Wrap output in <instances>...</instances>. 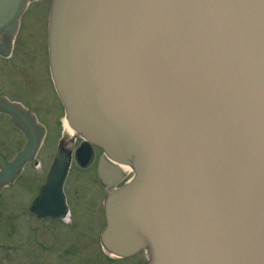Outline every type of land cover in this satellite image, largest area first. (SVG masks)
Here are the masks:
<instances>
[{"label":"water","instance_id":"1","mask_svg":"<svg viewBox=\"0 0 264 264\" xmlns=\"http://www.w3.org/2000/svg\"><path fill=\"white\" fill-rule=\"evenodd\" d=\"M29 0H0V38ZM49 60L87 167L103 151V247L147 264H264V0H51ZM27 142L0 191L43 138L0 99ZM61 141L30 212L66 214L71 151ZM133 178L116 188L123 169ZM18 178V177H17ZM5 187L2 191H5Z\"/></svg>","mask_w":264,"mask_h":264},{"label":"rangeland","instance_id":"2","mask_svg":"<svg viewBox=\"0 0 264 264\" xmlns=\"http://www.w3.org/2000/svg\"><path fill=\"white\" fill-rule=\"evenodd\" d=\"M34 14L35 11L28 14L27 22L33 21ZM29 26L30 31L36 33L35 26ZM53 107L51 111L45 110V115L40 113L41 118L45 116L44 122L49 131L35 160L24 168L20 178L18 176L5 191L0 192V264H85L84 261L93 262L99 255L96 253L95 241L100 227L96 226L102 221L100 201L105 196V189L96 181L98 152L87 169H82L73 162L65 187L72 207L76 208L78 214H86L84 228L80 227L78 220L75 222V228L71 230L66 228L68 222L38 223L27 210L32 195L45 179L62 136V111L56 99ZM24 142L22 135L11 126L9 118L0 116V166L4 160H9ZM36 233L41 237V248L45 246L48 250H43L35 244ZM105 260L102 264L144 262L142 253L123 262L113 258Z\"/></svg>","mask_w":264,"mask_h":264},{"label":"flooded vegetation","instance_id":"3","mask_svg":"<svg viewBox=\"0 0 264 264\" xmlns=\"http://www.w3.org/2000/svg\"><path fill=\"white\" fill-rule=\"evenodd\" d=\"M35 11L36 14L32 15L33 21L27 22L29 13ZM48 13H49V0H32L25 10L23 16L19 21L18 31L12 39V36L3 34L0 39V98H5L11 103H17L21 105L25 110L33 114L37 121L43 126L48 134L49 128L44 122L46 111H51L53 105L55 104L56 92L54 84L51 78L50 69H49V57H48ZM34 25L36 28V33L30 31V26ZM34 44L32 45V43ZM49 100V101H47ZM58 101V100H57ZM35 102V104H34ZM39 107L40 109H37ZM58 107L61 110V106L58 102ZM62 111V110H61ZM0 116H8L0 112ZM20 135L24 138L23 134L19 132ZM25 139V138H24ZM81 140H79V143ZM77 140L72 147L74 151L77 146ZM25 145V142L21 147L16 150L20 151ZM97 153V157L101 154L98 149H94ZM8 160H4L3 164ZM2 164V165H3ZM1 165V166H2ZM21 176V175H20ZM19 176V178H20ZM40 185H38L36 192L32 195L30 200H33L39 193ZM66 193V192H65ZM66 200L68 205V215L65 218L54 220V219H40L35 215H32L38 223L40 222H51V223H62L68 222L69 230L75 228V222L77 220L80 223V227L84 228V223L86 222L85 213L83 215L78 214L76 208H73L71 205V200L69 193H66ZM104 197L100 201V210L102 215V221L97 238L95 241V249H97L96 260L84 261L85 264H102L105 259H116L121 260H131L138 254L133 257L128 258H118L111 257L110 255L105 254L103 251L102 243L100 241V235L104 229V209H103ZM82 217H80V216ZM77 229V227H76ZM83 233V231H82ZM41 237L39 234H35V244L41 248L40 244ZM43 250H48L47 247L41 248ZM143 264L146 263V256L144 253ZM119 263V262H118Z\"/></svg>","mask_w":264,"mask_h":264},{"label":"bare ground","instance_id":"4","mask_svg":"<svg viewBox=\"0 0 264 264\" xmlns=\"http://www.w3.org/2000/svg\"><path fill=\"white\" fill-rule=\"evenodd\" d=\"M62 128H63V132H64V138H65V145H67L70 141V139L72 138V136L75 135V132L72 131V128L67 125V120L63 119L62 120ZM119 167H121L123 169V173L128 175L131 172V168L129 166L126 165H119Z\"/></svg>","mask_w":264,"mask_h":264}]
</instances>
